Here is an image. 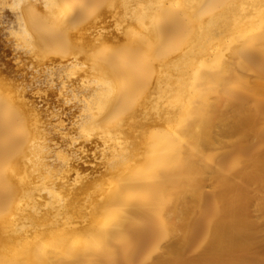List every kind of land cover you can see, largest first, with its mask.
Returning <instances> with one entry per match:
<instances>
[{
	"label": "bare ground",
	"instance_id": "bare-ground-1",
	"mask_svg": "<svg viewBox=\"0 0 264 264\" xmlns=\"http://www.w3.org/2000/svg\"><path fill=\"white\" fill-rule=\"evenodd\" d=\"M89 1L125 7L113 46L87 0L10 3L17 44L81 92L80 130L53 154L0 84V264H263L264 0ZM93 142L97 192L75 170Z\"/></svg>",
	"mask_w": 264,
	"mask_h": 264
},
{
	"label": "rangeland",
	"instance_id": "rangeland-1",
	"mask_svg": "<svg viewBox=\"0 0 264 264\" xmlns=\"http://www.w3.org/2000/svg\"><path fill=\"white\" fill-rule=\"evenodd\" d=\"M72 1L73 0H68L69 3H71ZM10 3H12V0H5V1L4 0H0V14H1L0 15V84H2L1 87L3 89L7 88L6 90H4V92L6 94H8L10 97L15 96V97L19 98V100L23 101L25 103V105H27L26 106L27 109L31 110L33 113L36 114L35 118H33V121L36 120L35 121L37 123L36 125H38L36 127L37 128V134L39 135V133H42V136H44L45 138L41 137V136H38V137H41L42 139L41 138L40 139L42 141H44L45 143L50 142V144H48V145L51 148V149L50 148L49 149L51 151H53V154L56 153V152H60V151H61V153L64 152V151H65V153H68V150L66 151V149H68L70 147V145L65 140L66 138H64V135H66L68 137L70 135L71 136L72 135L76 136V135H78V133H76V132H78L77 130L78 129L80 130V128H78L76 130V126L78 125L76 120L78 118L77 115L79 113H77L78 111H75V110H78L77 109L78 106H76L74 104L75 103L74 101H77L76 102L77 105H78V103H80L78 101V97L81 96V94H80L81 92H76L77 95H75V93H74L75 99H77V100L73 99L74 97L72 96V94H67V95H70L71 97L70 96H66V97H68L66 99L65 95L63 96V93H61L57 89L58 87H56V86H58V85H54V83H53V85H51L50 84V80H49V77H50V79L53 78V79L56 80V82L55 81L54 82L57 83V79H58L57 71H59L58 68H57L58 66H54V64L50 65V66L43 64L42 63L43 61H40V60H42V56H39L37 52L31 50V51H33L32 52L33 54H32L31 51H30V47H25V46H23L21 44L20 45L17 44L18 42L14 40V36H13V34L11 32H12V29H14V27L16 26L15 23L17 21L16 18H18V16H17L18 14H16V11H14L12 9ZM87 3H88L89 10H91V12L93 11L92 12L93 14H91V12H87V14L90 13V14H88L89 20L93 21V20H95V19H97L99 17L98 15L101 14L99 18L101 19V16H102L103 19L101 20V22H99L100 25H98V29H100L103 32H106L107 34L105 33V35H106L105 38L108 37L109 41L110 40L112 41V42H108L107 39H106V41L104 40V42H103V39H101L102 41L99 42V45L102 44L101 46H105V47L108 48V45L111 46L113 44V42H114V44H116L117 43L116 39H114L113 38L114 36L112 37V35H115L116 32H119L122 25L125 26V27L127 26V21H125V18H123L124 15H125L124 14L125 11H123V10H125L124 9L125 7H123L122 4L119 3L120 6L118 5L117 6L118 8L116 7V10L114 9L113 11H109V10H106L108 6H105V4H103L101 6V8L98 9V7L94 3H92L91 1L87 0ZM103 6H105V8ZM88 8H87V10H88ZM96 8H97V11L95 10ZM10 11L13 12V13H11ZM122 14H124V15H122ZM123 26H122V29H124ZM135 26H136V24H135ZM116 30H118V31H116ZM110 31H113V34ZM109 36L111 38H113V39H111ZM103 43L108 44V45H104ZM109 48H111V47H109ZM34 56H35V58H33ZM36 56H39V57H36ZM53 56H54V54H53ZM49 57H52V54H50L49 56L47 55L45 57V59L48 60ZM38 58H40V59L37 60ZM77 65L79 67L81 66V64L80 65L77 64ZM76 66H74V68ZM52 72L54 74H57V77H56V75L52 74ZM49 74L52 75V76H50ZM45 77L48 78V79H46ZM44 79L49 81V82L47 83V81H45ZM4 86H5V88H4ZM54 87H56V88H54ZM54 89H55V91H54ZM139 95H140V93L138 95L134 96L136 101L139 102V100L143 101V100L146 99L145 98L146 96L142 97L143 98L142 99V98L139 97ZM76 96H77V98H76ZM141 96H143V93H141ZM70 98H72V99L70 100ZM58 99H59V101H58ZM66 100H67V102L68 101L69 102L67 103ZM70 102H74V103H70ZM154 102H155V100H154ZM69 103H70L71 106H69ZM66 107H69V108H66ZM64 108H65L66 111L64 110ZM57 111H59V112H57ZM55 113L57 115L60 114V113L61 114L59 116H57ZM57 118H59V119L62 118L63 120H61V121L63 123L60 120H57ZM55 120H57V121H55ZM58 121H59V123L61 122L62 124L60 123L61 124L60 125L59 123H56ZM51 124H53V125H51ZM58 124L60 125V127H58ZM63 124H64L65 127H63ZM53 126H54V129H53ZM56 126L59 129H57ZM55 128H56V130H55ZM66 129L68 130V132L65 134ZM53 130H55V131L53 132ZM58 130H64V133H63V131H58ZM138 130L139 129L137 128L136 132H137V135L139 134V136H137L138 140H139L140 137H141L140 136L141 129L139 130V132H138ZM38 131H39V133H38ZM61 132L64 135H62ZM68 133H70V135ZM58 134L59 135L61 134V135L58 136ZM55 135H57L59 138L57 136H55ZM51 137L53 138V140H52ZM43 138H44V140H43ZM56 141H57V145H54L56 143ZM129 141H130V139H129ZM51 143L53 144V146H52ZM58 145H59V147H57ZM90 145L91 146L93 145V146L91 147ZM90 145L89 146L91 148H88L89 146L87 147L88 150H89V151L87 150V153L89 154V156H86L85 157L86 159L83 157L82 160H80V162L81 161L83 162V165L86 164V166L89 165L90 167L89 166H88V168H86L85 166L83 167L81 165L82 162L78 164L80 166H75V168H78V167L80 168V169L79 168L75 169V170H77L76 171L77 172L76 176L80 177V175H81V178H82V174H86L85 177L87 176V178H86L87 180L91 181V179L93 180V178L95 177L92 182L93 183H97L98 182L96 184V186L98 185L97 186L98 188L96 186H94L95 184H93V185L91 184L92 187L94 186L93 187L94 190H92V191H94V193L92 192V195H91L90 194L91 192L89 193L88 190L91 191L92 187H90L91 186L90 184L89 185L86 184V183H89V181L86 182L87 181L86 179H81L80 178L81 179L80 183L84 184L83 183V181H84L86 186L82 185V184H80L78 182L77 184H78L79 187L75 186V188H77V189L80 188V190H78L79 191L78 193L85 194L86 198L89 195L92 196V197H95L94 196L96 194L95 193V187H96V192H97V190H99L100 186L102 185V181L104 179L103 177L105 176V178H106V176H107V175H104V174H106V169H104L106 167L103 166V163L101 164L102 161L99 159L100 157L97 156L98 155L97 151H96V153L93 152L94 150H99V149H97V147L95 146V142L91 143ZM67 146H69V147L67 148ZM52 147H53V149H52ZM56 147L60 151L58 149L56 150ZM98 148H100V147H98ZM91 149H93V151ZM90 153H92V156L90 155ZM89 158H90V160H89ZM99 164H101V166ZM97 167L99 168L98 171L101 170L100 172L94 171L93 168H95V170H97ZM82 169H83V171H86L85 169H87L88 173L87 172H83ZM88 169L91 170V172ZM75 170H74V172L73 171L71 172V174L73 173V178L74 179L75 178H79V177L75 176ZM77 174H79V175H77ZM102 174H103V177H102ZM70 176H72V175H70ZM88 176H89V179H88ZM85 177L83 175V178H85ZM91 177H93V178H91ZM70 178L73 179L72 177H70ZM59 181H61L60 178H59ZM61 187H62V185H60L59 188L60 189H64L63 187H65V186H63L62 188ZM82 187H86V188L88 187V190L87 191L85 190V192L82 193V192H80V191L84 190ZM59 188H58V190L61 191ZM67 188H65V190L68 191V192H65V191L64 192H65V194L66 193H69V194H67L66 196H65V194H63L64 193L63 190L61 191V193L65 196V198H68L69 195L73 194V193H71L72 191H70V190H73V189H74L73 192H75V194H73V195L76 198H78L77 195L79 196L80 194H78L76 192L77 189L73 188V185H72L71 189L68 188V190H67ZM87 193H88V195H86ZM73 195L70 196V199H71V197L74 199ZM82 196H84V195H82ZM80 198H81V196H79L78 200H81V199L83 200L84 199L83 197L81 199ZM88 198L90 199L91 197H88ZM73 199L70 200V204L67 205L68 207L65 208V210H67L68 208H71V206H72V208H73L72 211H74L75 208H78L79 204H80L79 205L80 208H82V207L84 208L87 205L89 206V204H90L89 200H85L86 202L89 201V204H88V202L86 203L85 201H83V203L85 202V204H87V205L83 204L82 201H79L80 203L78 204V202H77V205L75 204L76 205V207H75V205H74L75 199H74V201H73ZM67 200H66V202L68 203L69 200L68 201ZM78 200L76 199V201H78ZM72 202H73V204L71 205ZM81 204H83V206ZM73 205H74V207H73ZM78 209H76L74 212H76ZM65 210L63 209L62 211H65ZM68 211H69V209H68ZM68 211H66V212H68ZM72 211L68 212V213L72 214ZM63 213H65V212H63ZM78 213H80V211ZM78 213H77L76 217L78 216ZM74 214H73V216H74ZM68 216H70V214ZM74 217L72 219L76 218V217L75 218ZM69 218H71V217H69ZM76 219H78V218H76ZM193 244H194V242H191V245H193ZM189 249L191 250V248H189ZM262 254H264V246L261 247L257 251V255L256 256H260Z\"/></svg>",
	"mask_w": 264,
	"mask_h": 264
}]
</instances>
